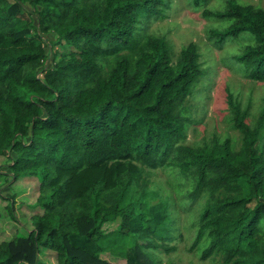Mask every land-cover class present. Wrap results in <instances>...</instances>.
I'll use <instances>...</instances> for the list:
<instances>
[{
	"label": "trees",
	"instance_id": "1",
	"mask_svg": "<svg viewBox=\"0 0 264 264\" xmlns=\"http://www.w3.org/2000/svg\"><path fill=\"white\" fill-rule=\"evenodd\" d=\"M169 9V0H0V179L28 181L38 195L33 230L0 242V264H48V251L55 264H113L108 253L162 264L192 209L191 250L203 260L264 264V109L249 122L251 107L226 88L239 138L185 144L187 102L207 72L196 43L176 56L146 33ZM204 16L226 26L211 31L216 46L241 44L226 66L264 82V4L227 0ZM156 170L188 181L186 202L162 194Z\"/></svg>",
	"mask_w": 264,
	"mask_h": 264
},
{
	"label": "rangeland",
	"instance_id": "2",
	"mask_svg": "<svg viewBox=\"0 0 264 264\" xmlns=\"http://www.w3.org/2000/svg\"><path fill=\"white\" fill-rule=\"evenodd\" d=\"M170 9L165 20L155 21L146 28V33L165 37L171 44L174 54L190 43H196L202 56L201 61L206 76L199 83L193 96L187 102L188 111L191 113L193 123L186 133V145H199L211 140L214 136L225 138L233 134L238 139V133L230 130L227 123L228 106L226 88L242 102L244 107L250 106L252 116L255 119L264 109V82L249 79L234 68L226 66L224 60L229 61L241 51V44L232 42L224 47H219L211 40V31H222L226 26L220 21L204 16L205 10L213 12L223 11L227 0H211L207 6L198 7L194 0H169ZM243 5L263 7L264 0H236ZM47 40V50H55L51 39ZM51 58V57H50ZM52 60L48 63L51 67ZM7 159L0 156V172L6 174ZM156 170L154 181L157 187L162 186L164 196H171L177 204L186 202L182 198L188 191L186 179L168 178L165 173ZM9 174V173H8ZM7 177L0 179V242L8 241L13 237L25 236L33 230L35 222L32 219L34 204L37 199L36 186L23 179L11 184ZM9 204L12 208H9ZM200 209H192L191 213L181 219V230L176 234L177 251L170 254H159L158 259L162 264H222L218 258L203 260L196 250H191L194 240V229L190 228L191 217L199 213ZM109 232L113 230L108 226ZM181 236V238H180ZM54 254L51 251L45 253L44 259L48 264H55ZM103 258L113 264H126L121 257L104 254Z\"/></svg>",
	"mask_w": 264,
	"mask_h": 264
}]
</instances>
